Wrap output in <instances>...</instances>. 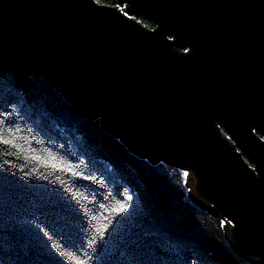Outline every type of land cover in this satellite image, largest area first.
<instances>
[{
	"label": "water",
	"instance_id": "obj_1",
	"mask_svg": "<svg viewBox=\"0 0 264 264\" xmlns=\"http://www.w3.org/2000/svg\"><path fill=\"white\" fill-rule=\"evenodd\" d=\"M7 72L183 170L233 250L264 264V0H0Z\"/></svg>",
	"mask_w": 264,
	"mask_h": 264
},
{
	"label": "trees",
	"instance_id": "obj_2",
	"mask_svg": "<svg viewBox=\"0 0 264 264\" xmlns=\"http://www.w3.org/2000/svg\"><path fill=\"white\" fill-rule=\"evenodd\" d=\"M0 136V264H254L183 170L130 153L42 78L0 73Z\"/></svg>",
	"mask_w": 264,
	"mask_h": 264
},
{
	"label": "snow or ice",
	"instance_id": "obj_3",
	"mask_svg": "<svg viewBox=\"0 0 264 264\" xmlns=\"http://www.w3.org/2000/svg\"><path fill=\"white\" fill-rule=\"evenodd\" d=\"M13 142H14V138H4V137L0 136V143H3L5 145H12ZM129 199H131V197H129ZM126 207H127L126 205L121 204L118 211L122 213L126 210Z\"/></svg>",
	"mask_w": 264,
	"mask_h": 264
},
{
	"label": "flooded vegetation",
	"instance_id": "obj_4",
	"mask_svg": "<svg viewBox=\"0 0 264 264\" xmlns=\"http://www.w3.org/2000/svg\"><path fill=\"white\" fill-rule=\"evenodd\" d=\"M140 18V17H139ZM246 162L248 163V164H250L249 162H248V160H246Z\"/></svg>",
	"mask_w": 264,
	"mask_h": 264
}]
</instances>
